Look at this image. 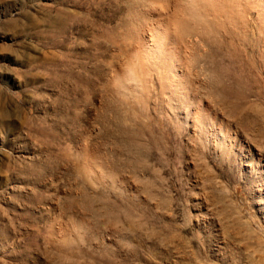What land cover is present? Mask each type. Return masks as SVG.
I'll return each mask as SVG.
<instances>
[{"label":"rangeland","instance_id":"1","mask_svg":"<svg viewBox=\"0 0 264 264\" xmlns=\"http://www.w3.org/2000/svg\"><path fill=\"white\" fill-rule=\"evenodd\" d=\"M0 42V264H264V0H0Z\"/></svg>","mask_w":264,"mask_h":264},{"label":"bare ground","instance_id":"2","mask_svg":"<svg viewBox=\"0 0 264 264\" xmlns=\"http://www.w3.org/2000/svg\"><path fill=\"white\" fill-rule=\"evenodd\" d=\"M163 45V42H160V47ZM152 53H155L154 49H150Z\"/></svg>","mask_w":264,"mask_h":264},{"label":"snow or ice","instance_id":"3","mask_svg":"<svg viewBox=\"0 0 264 264\" xmlns=\"http://www.w3.org/2000/svg\"><path fill=\"white\" fill-rule=\"evenodd\" d=\"M0 43H7V42H0Z\"/></svg>","mask_w":264,"mask_h":264}]
</instances>
